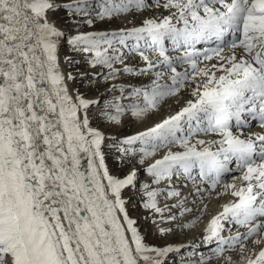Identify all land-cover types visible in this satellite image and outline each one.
<instances>
[{
    "label": "snow or ice",
    "instance_id": "1",
    "mask_svg": "<svg viewBox=\"0 0 264 264\" xmlns=\"http://www.w3.org/2000/svg\"><path fill=\"white\" fill-rule=\"evenodd\" d=\"M147 11L130 28L78 31ZM64 47L82 59L61 60ZM81 63L98 71L63 67ZM77 80L85 91L70 87ZM170 99L184 102L153 126L105 133L125 119L146 124ZM253 121L264 129V0H0V264H166L180 247L146 244L125 193L161 217L162 236L175 229L160 223L190 230L199 217H164L193 210L179 199L158 207L161 195L180 197L171 183L134 192L137 165L153 184L198 180L195 195L219 187L232 198L199 237L212 256L193 264H233L224 253L237 249L239 264H264V133L242 131ZM250 240L259 247L245 256Z\"/></svg>",
    "mask_w": 264,
    "mask_h": 264
},
{
    "label": "rangeland",
    "instance_id": "2",
    "mask_svg": "<svg viewBox=\"0 0 264 264\" xmlns=\"http://www.w3.org/2000/svg\"><path fill=\"white\" fill-rule=\"evenodd\" d=\"M68 2H71V0H68ZM98 2H99V0L95 1L96 4ZM95 3H93V6H95L94 5ZM132 15H133V17H131L129 19H126V21L124 23H122V24L119 22L122 19V17L120 19L113 20V22L112 21H108V20H104V21L95 20V23L93 24V26L91 28H89L86 24H84V25L80 26L78 31H80V32H83V31H105V30H108V29L110 30L111 28H115V29L122 28V26L129 27V26H132L134 24H138L139 25L140 21L142 20V15H140V17H136L135 13H132ZM89 18L95 19V11H93L91 17H89ZM54 19H56L58 21H62L64 19V14L63 13H59L56 17H54ZM65 55L73 57L74 59H77V60L82 59L79 55L73 53L67 47L63 48V51L61 53V58H62L61 60H63V57ZM136 59H138V58H134V59L130 58L129 61H133V63L138 62V60L136 61ZM129 61H128V63H129ZM64 68H65L66 71H72L73 74H78L79 72H84V73H87V74H91L93 71H98V69H91V68H89L87 65H85L83 63L74 64V65H72L70 67L67 66V65H64ZM129 79H131L132 83L138 85L141 82L142 78L120 77L119 81L117 83L124 82V81H127ZM70 87L81 88L82 91H85L87 89V86L86 85H82L79 82V80H77V82L74 85H71ZM103 91H104L103 81L100 82L99 92L96 91V87L95 86H93L90 89V92H91V94L93 96H99L101 93H103ZM164 108L165 107H162L160 109V111L158 113L154 114L153 116H151L150 119L152 118V120L154 122V120H156L157 116L163 115V113L166 112V109H164ZM147 123H148V121L146 122V124L141 125V124H138L137 122H135L132 119H125L122 126L107 127V128L104 129V131L108 135H119V136L123 137V136H127V135H133L136 131H138L137 129L142 128L141 126H143V127L146 126ZM167 150L168 149L161 150L160 152L157 153L158 155L156 154L157 156H155L153 159L157 158L158 156H161L162 153L167 151ZM151 161H153V160H150L148 162L150 163ZM112 165H113V162L110 161L109 162V166L112 167ZM143 167L144 166L137 165V170L140 169V168L142 169ZM126 172H127V168L121 170V174H124ZM114 174H116V173L114 172ZM149 179H151V181H152L153 178L151 176H149L146 173V171L140 172V174L138 175V178H137V189H134L133 191L134 192H139L140 191L139 185H142V184H145V183L150 185V187L147 189L148 191H151L153 189L162 190L161 187L160 188L156 187L153 183L148 182ZM167 190L168 189H166L164 191L162 190V191L164 193H166ZM130 196L132 197V201L128 205L129 214L134 219H138L139 220V230L141 231L142 234L144 233L143 236H145V238H146L145 239V243L150 245V246H156V247H161L162 248V247H164L166 245L173 246V245H177L179 243L181 244V243H183L182 240H184L188 234L192 235L193 233H196V231L199 228L202 227V220L204 221L205 217L197 219V223L194 226V228H192L190 230H183V231L181 229L177 228L174 224L170 225L168 223H160L158 225L159 228H165L166 229L168 227H173L175 229L174 232H170V233H167L166 235L162 236V235L159 234V232L157 230V224L153 223V220L159 221L161 219V217L160 216H155L154 217L151 212H148V211L144 210L141 207L142 200L139 199L138 196L133 195L132 192H126L125 193V198H128ZM157 200H158V207L161 208V209H165L166 205L171 206L174 203H176L178 198L177 197H172V198L165 199V196L161 195V196H159L157 198ZM178 213H179V209H176V208L172 209L171 212H169V211H167L165 209L163 215H164V217H167L169 215H176L177 216V223H179L181 221H183V222L186 221L187 222V221H189V220H187L189 218L195 219V218L198 217V216L197 217L194 216V215H196V212H194V211L190 212V214L189 213H187V214L185 213L186 216H185V214L183 216H180V214H178ZM147 232L149 233V235L147 234ZM185 255L186 254H182V255L173 254V255L169 256V258L166 260V264H193V262L190 263V261H188V257L185 258L186 257ZM212 264H219V262L214 259Z\"/></svg>",
    "mask_w": 264,
    "mask_h": 264
},
{
    "label": "bare ground",
    "instance_id": "3",
    "mask_svg": "<svg viewBox=\"0 0 264 264\" xmlns=\"http://www.w3.org/2000/svg\"><path fill=\"white\" fill-rule=\"evenodd\" d=\"M152 13L153 15V12L152 11H147L145 13H143L142 15V19L146 16H149L150 14ZM136 17H140L141 14H138V13H135ZM151 16V15H150ZM133 17L132 14H129V15H126V16H123L122 19L119 21L121 24L124 23L126 21V19H129ZM121 18V17H120ZM120 18H117V19H120ZM140 19V18H139ZM142 21V20H141ZM140 21V23H141ZM113 22V21H112ZM134 23V22H133ZM134 25H138V24H134ZM133 26V25H132ZM62 59V58H61ZM138 59H136L137 61ZM64 67V65H63ZM71 86V85H70ZM187 97H184V99H186ZM184 99H181L180 100V103H176V100L175 99H171L169 100L165 105H163V107H165L164 109H166V112L163 113V115H159L157 116L156 120H152V118L148 120V123L146 126H141L142 128L140 129H137V130H143L145 127H148V126H152L154 123L156 122H159L161 121L162 119H165L167 118V116L169 114H172L174 113L176 110H178V108L183 104L184 102ZM162 108V107H161ZM256 131L257 133H264V129L260 128L259 126H256ZM133 134V133H132ZM205 139H211V137H203ZM177 150L176 148H173V151ZM166 152H163L162 155L159 157H157L158 159L159 158H162V156L165 154ZM158 155V154H157ZM156 155V156H157ZM160 155V154H159ZM155 158V159H157ZM154 160V159H153ZM152 162V161H151ZM149 163V162H148ZM142 171H145V169H138V175L140 174V172ZM238 173H233L232 175H235V176H239L237 175ZM228 176H226L225 178H227ZM148 182L152 183L151 179L148 180ZM228 183H235L237 186L240 185L241 181L240 180H235L233 181L231 178L227 180ZM171 183L174 187L177 188V190L180 192V197H177L179 200L183 201L185 200V204L190 202V201H193V203H195L193 205V210L194 212H196V215H194L195 217H199V218H202V217H205L204 218V221L202 220V227L199 228L196 233H193L192 235L188 234L186 236V238L183 241V243H179L177 245H173V247H180V251L179 252H174V253H169L167 257H165V261L169 258V256L173 255V254H179V255H182L185 251H187L190 247H188V245H191L193 244V241L195 240V242L198 241L202 231L205 229V227L207 226L209 220L217 215L220 211L223 210V206L227 203H229L231 201V197L230 196H223V197H217V192L220 191V188L218 187L217 190L215 192H212V194L208 193V194H203V197H200V196H197L194 194V184L196 183H199L197 180L196 181H189L187 182L186 180L185 181H177L175 179H173V181L169 182ZM146 184V183H145ZM156 187H161L162 190H166V188H163L162 185L160 184H154ZM203 199L204 201V204H199V201L200 199ZM177 202V201H176ZM175 204V203H174ZM189 204V203H188ZM197 205H199L200 208H203L204 205H207L205 211L203 212V214L197 210ZM188 206V205H187ZM195 207V209H194ZM175 209V208H173ZM193 212V211H192ZM179 214V213H178ZM187 214V213H186ZM185 214V216H186ZM190 214V213H189ZM202 215V216H201ZM191 216V215H190ZM187 220H191V218L187 219ZM186 222V221H185ZM175 225V224H174ZM199 227V226H198ZM147 234L149 235V233L147 232ZM144 235V233L142 234ZM224 235H227V232L224 233ZM181 241V242H182ZM245 252H244V255L245 256H248V255H252L253 253V250L254 249H257L259 246L254 243L253 241H249L248 244H245ZM212 246H215V244H213ZM183 250V251H182ZM200 253H201V249L199 250ZM183 252V253H182ZM203 252V251H202ZM232 260H233V264H239V261L241 260V255H240V251L237 250V252L235 254H233L232 256ZM187 258V257H185ZM201 257L197 258L195 256H188V261H190V263L194 262V261H198Z\"/></svg>",
    "mask_w": 264,
    "mask_h": 264
}]
</instances>
